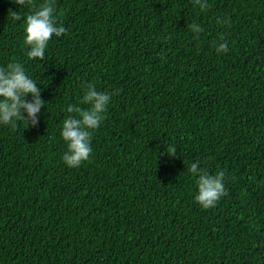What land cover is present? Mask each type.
Masks as SVG:
<instances>
[{"label":"trees","instance_id":"1","mask_svg":"<svg viewBox=\"0 0 264 264\" xmlns=\"http://www.w3.org/2000/svg\"><path fill=\"white\" fill-rule=\"evenodd\" d=\"M41 3L0 0V66L23 64L46 103L37 127L0 125V264H264V0H55L67 32L44 61L24 42ZM89 83L116 95L69 168L62 122ZM196 159L225 174L210 209Z\"/></svg>","mask_w":264,"mask_h":264},{"label":"clouds","instance_id":"2","mask_svg":"<svg viewBox=\"0 0 264 264\" xmlns=\"http://www.w3.org/2000/svg\"><path fill=\"white\" fill-rule=\"evenodd\" d=\"M195 4L202 11L210 7L209 0H195ZM15 19L20 20L21 16L17 14ZM187 29L196 39L205 31L204 27L196 22L188 23ZM66 32L67 28L58 22L55 0H43V3L24 18V42L27 45L28 58L44 61L53 37H62ZM216 51L217 54L229 51V43L223 36L217 41ZM38 85L40 84L20 62H9L0 66V125L11 127L12 130H15L21 121L31 127L39 125V116L46 103ZM115 95V92L98 91L94 83H89L81 100V104L88 107L82 108L73 104L67 106L68 115L63 120L60 131V136L67 145V150L62 156L67 167L78 168L90 159L93 134L104 122L105 114ZM29 96L30 101L27 99ZM176 153L177 147L168 145L162 154L172 157ZM188 171L196 178L198 191L195 201L202 208H213L222 197L228 195L224 172L210 173L201 167L199 159L190 164Z\"/></svg>","mask_w":264,"mask_h":264}]
</instances>
